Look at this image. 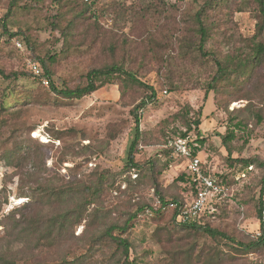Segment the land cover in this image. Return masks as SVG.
Here are the masks:
<instances>
[{"label": "rangeland", "instance_id": "rangeland-1", "mask_svg": "<svg viewBox=\"0 0 264 264\" xmlns=\"http://www.w3.org/2000/svg\"><path fill=\"white\" fill-rule=\"evenodd\" d=\"M205 1L15 0L7 14L12 0H0V70L17 75L14 80L0 76V107L6 109L0 114V237L6 235L4 216L26 201L20 192L29 194L39 185L80 188L96 182L100 173L105 182L95 202L71 208L72 223L60 236L34 251L33 237L15 236L10 253L19 264H59L84 257L89 249L83 264H112L116 248L102 238L103 224H122L134 214L123 237L131 243L129 258L135 264H264V249L243 254L233 242L182 228L170 209L156 215L160 196L166 202L173 197L188 202L193 196L187 161L165 153L168 140L182 138L197 147L204 170L226 178V193L201 225L242 243L261 226L256 205L264 197L263 170L255 165L244 169L239 160L264 161V61L248 67L246 75L217 83L203 101L216 72L214 58L231 67L251 58L260 14L252 0L227 1L208 12L203 21L209 29L204 46L209 55L200 58L194 49V16ZM85 5L90 11L84 22L63 37ZM48 55L57 57L51 80L59 89L81 86L89 70L113 63L154 87L156 100L138 112L142 138L134 161L140 169L127 172L125 165L135 127L130 110L144 92L129 87L121 99L118 86L108 84L79 100L62 99L28 69V61ZM197 113L199 127L187 132L184 121ZM14 147L28 158L7 166L2 157ZM64 207L46 205L43 213L59 214Z\"/></svg>", "mask_w": 264, "mask_h": 264}, {"label": "trees", "instance_id": "trees-1", "mask_svg": "<svg viewBox=\"0 0 264 264\" xmlns=\"http://www.w3.org/2000/svg\"><path fill=\"white\" fill-rule=\"evenodd\" d=\"M57 4H61L62 0H54ZM227 1L231 0H206L202 8L195 14V22L197 24V43L194 47L195 51L198 52V57L204 58L209 54L204 50V46L206 44L207 38L209 36V29L203 19L208 16V12L217 9V7L221 6L223 3H228ZM253 3L258 8L260 14V21L256 23V31L252 38L253 49L252 56L250 59H247L244 63L241 61H234L231 65L228 63L218 60L214 58V63L216 66V72L211 79L210 84L208 85L203 101H206L207 95L209 91L216 90L217 83L222 80L230 78L232 75H246V69L248 67L258 66L264 61V44L261 43V36L264 30V0H252ZM227 5V4H224ZM16 7L15 0H12L10 3V7L8 9L7 14ZM90 11V7L85 5L84 8L81 9L80 13L76 14L74 19H71L63 30V37H67L70 35V31L74 29V27H78L81 22H84L85 15ZM6 17V16H5ZM77 22V24H76ZM80 22V23H79ZM5 30L4 26L1 27ZM57 57L55 55H48L43 58L35 57L34 61L39 62L42 70L43 76L48 77L49 85L46 87L48 91L56 96H59L65 100H79L83 97L89 96L94 93L98 89L108 85L113 84L117 85L119 88L120 98H124L126 96V91L129 87L136 89H141L144 92L143 97L141 98L138 105L134 106L130 113L134 119L135 127H134V137L129 146L126 158L125 170L128 172L133 169H140V167L134 161V154L139 146L140 139L142 138V133L139 129V115L138 112L147 107L148 104L153 103L156 100V92L154 87L146 85L140 80V77L136 75L134 72L130 70L124 69L122 65H117L115 63L103 65L97 69L89 70L86 75L84 82L81 86H77L75 88H58L54 85L51 78L53 76V65L55 64ZM232 68V69H230ZM0 76L7 79H16L17 75L15 73L11 75H5L3 71L0 70ZM264 95V87L262 89V96ZM252 112L253 105L247 106ZM6 109L1 106L0 114H2ZM245 111V110H244ZM257 121H260V115L258 112L255 114ZM243 124V122H242ZM200 125V113H197V118L189 119L184 121V126L187 129V132L190 131L192 126H195V129ZM236 126H241L239 123ZM197 136L199 137L198 131H196ZM186 133H182L181 137H185ZM232 133L222 138V143L226 144L227 139L232 138ZM112 136L111 138H113ZM59 140V137L57 138ZM199 144H203L204 141L201 139H197ZM167 145V142L165 143ZM164 145V146H165ZM193 147V153L191 158L197 155V147L193 144H189ZM166 154H171V149H167ZM27 152H22L20 147H14L9 153H7L4 158L7 163V166L17 167L21 160L27 157ZM28 158V157H27ZM180 159V158H178ZM18 162V163H17ZM239 162L242 163L244 169L252 166H257L263 170L262 177L260 179L261 193L264 191V161H259L258 159H241ZM218 178H222L225 181V175H215ZM182 180V178H180ZM191 182V181H190ZM104 176L100 173L98 175V180L96 182H90L81 184L80 188H63L56 189L52 185H39V189L30 190L29 194L24 192H20L19 197L25 198L26 201L23 205L9 212L6 216H4L3 229L6 234L3 237H0V264H19V262L13 258L12 253H10L11 245L13 240L16 239L17 235H24L25 237H33V251L42 246L44 242H49L50 240L55 238V235H61L64 231H66L67 225L72 223V218L74 214V210L71 208H81L82 206H87L96 201L99 197L103 185H104ZM193 187V184H191ZM33 191V192H32ZM195 192L193 187V193ZM163 204L167 202L164 201V198L160 196L159 198ZM83 201V202H80ZM180 200L177 197H173L171 203L177 204ZM64 205V210L59 214L48 215L43 213L44 206L50 205ZM264 204V197L258 199L256 205V216L260 220L262 207ZM63 209V208H62ZM142 209H139V212H142ZM176 210H174L172 214V218L175 216ZM156 215H159L158 212ZM136 219V215H130L122 224L121 223H110L103 224V229L101 231V236L106 241H110L116 248V253L113 259L112 264H135L134 261L129 258V251L131 248V243L128 239L124 238L128 230L130 229L132 222ZM182 228H188L195 230L197 232H202L209 235L212 239H216L217 237L223 238L227 241L233 242L236 245V248L240 250L243 254H248L250 252H255L264 249V226H260L261 235L257 238H253L247 241V243H242L236 240H232L228 235L219 232L216 229L210 228L206 225H197V224H186L181 225ZM114 232H118L117 235H114ZM98 238L96 242L100 241ZM90 253V249L86 252V256ZM75 258L72 261H66L62 259L59 264H83L86 262L87 257ZM37 264V263H35Z\"/></svg>", "mask_w": 264, "mask_h": 264}, {"label": "built area", "instance_id": "built-area-1", "mask_svg": "<svg viewBox=\"0 0 264 264\" xmlns=\"http://www.w3.org/2000/svg\"><path fill=\"white\" fill-rule=\"evenodd\" d=\"M88 1V0H85ZM20 48V43H17ZM28 69L42 85L48 86L49 79L43 76L41 65L38 62L28 61ZM167 148L171 149L172 155L187 161L188 175L193 184L195 192L188 202H178L177 204L167 202L163 204L157 201V212H164L167 209L176 210L174 221L178 225L197 224L201 225V219L207 215H212L215 204L226 193L227 189L223 180L208 173L202 167V162L197 156L191 158L193 147L186 142V139L176 138L167 141ZM260 225L264 226V204L261 212ZM261 235L260 230L254 234V238Z\"/></svg>", "mask_w": 264, "mask_h": 264}, {"label": "bare ground", "instance_id": "bare-ground-1", "mask_svg": "<svg viewBox=\"0 0 264 264\" xmlns=\"http://www.w3.org/2000/svg\"><path fill=\"white\" fill-rule=\"evenodd\" d=\"M37 135V134H36Z\"/></svg>", "mask_w": 264, "mask_h": 264}]
</instances>
